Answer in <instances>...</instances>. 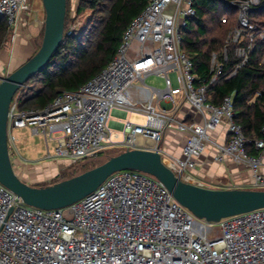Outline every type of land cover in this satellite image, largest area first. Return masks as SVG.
Here are the masks:
<instances>
[{
	"label": "built area",
	"instance_id": "obj_1",
	"mask_svg": "<svg viewBox=\"0 0 264 264\" xmlns=\"http://www.w3.org/2000/svg\"><path fill=\"white\" fill-rule=\"evenodd\" d=\"M218 1L236 9V23L222 48L225 61L226 45L236 44L234 56L239 63L229 78L247 61L254 40L264 39V29L248 20L251 8L261 0ZM28 2L0 0L7 32L19 25ZM194 14L192 0H148L127 25L113 58L77 89L57 93L42 107L20 108L24 84L12 97L7 113L12 167L14 129L42 133L48 160L76 164L108 149L110 113L117 108L136 109L127 92L139 82L140 92L147 96L139 104L145 122L123 120L124 146L136 145L137 138L157 145L165 130L175 129L185 134L180 156H163L157 147L152 150L181 180L194 183L187 172L199 164L202 151L210 145L215 162L229 158L245 165L253 187L264 190V126L259 138H245L234 121L232 96L223 97L217 105L209 101L207 88L221 74L216 53H211L210 76L205 81L194 75L190 57L180 48L181 31ZM226 20L225 16L220 19ZM64 33L71 35L72 30ZM171 72L176 87L171 86ZM152 74L163 79V89L145 85L144 77ZM177 95L201 117L200 123L176 120L152 106V99L173 102ZM222 123L226 139L218 143L209 131ZM48 133L58 134L50 137L52 150ZM0 264H264V208L207 222L194 217L156 179L131 170L112 173L82 199L52 210L26 206L0 184Z\"/></svg>",
	"mask_w": 264,
	"mask_h": 264
},
{
	"label": "trees",
	"instance_id": "obj_2",
	"mask_svg": "<svg viewBox=\"0 0 264 264\" xmlns=\"http://www.w3.org/2000/svg\"><path fill=\"white\" fill-rule=\"evenodd\" d=\"M147 2L79 0L77 13L86 10L91 13L88 26L80 35L64 33L47 67L25 83L29 95L19 107H42L57 93L75 90L97 74L113 58L127 25ZM192 6L195 14L181 31V50L190 57L194 75L205 81L210 76L211 53H216L221 74L207 88L209 101L217 105L223 97L231 95L234 121L240 125L244 137L259 138L264 126V63L261 62L264 39L254 40V49L245 64L227 78L239 63L234 56V43L226 45V60L222 59L225 38L236 23V9L218 0H192ZM224 15L227 20L222 23L220 19ZM248 20L264 29V0L251 8ZM6 32L5 20L0 17V47Z\"/></svg>",
	"mask_w": 264,
	"mask_h": 264
},
{
	"label": "water",
	"instance_id": "obj_3",
	"mask_svg": "<svg viewBox=\"0 0 264 264\" xmlns=\"http://www.w3.org/2000/svg\"><path fill=\"white\" fill-rule=\"evenodd\" d=\"M44 19L38 49L20 66L0 78V184L29 207L43 210L67 207L93 192L109 175L131 170L156 179L194 217L217 223L220 219L264 208V190L217 189L188 183L161 160L157 150L125 149L100 164L69 178L44 186L20 179L12 167L7 142V113L14 94L42 72L64 35L66 0H40ZM159 147H157L158 149Z\"/></svg>",
	"mask_w": 264,
	"mask_h": 264
},
{
	"label": "crops",
	"instance_id": "obj_4",
	"mask_svg": "<svg viewBox=\"0 0 264 264\" xmlns=\"http://www.w3.org/2000/svg\"><path fill=\"white\" fill-rule=\"evenodd\" d=\"M22 22L26 24L22 36H24V38H26L27 40L35 38L36 35L40 32L42 28L41 26H43V21H41V18L38 16L35 18H31V16L25 15L24 19H22ZM16 37V41H18V38H20L21 35H17ZM26 45L29 46L28 43ZM14 50L15 44L11 47V56L15 55ZM4 54H6V50L1 45L0 59L3 58ZM150 77L157 78L162 85L161 89L164 88L163 79L153 74L144 77V83L146 86L153 87L150 84L146 83L147 79ZM174 80L175 85L171 80L172 87L177 86L176 78H174ZM139 87V82H135L127 92L128 99L134 104L136 109L127 110L117 108L113 109L110 113V117L108 120L109 136L112 134L115 137V140L114 142H112L110 147H115L116 149H121L122 151L128 148H142L152 150L155 147H159V151L163 156H180L181 148L185 140V134L175 129L165 130L163 132L161 141L157 145H154L152 142L143 140L141 138H137L136 145L134 146L127 147L123 145V135L120 132L123 120H129L137 124H143L145 122V115L141 110H139V104L145 103L147 96L145 94L143 95V93L140 92ZM151 103L156 111L165 110L168 115H172L176 120L186 123L201 122V117L193 110L190 105L182 101L181 96H173V102H170L169 100L152 99ZM175 106L176 109H174ZM119 133L122 135L121 140L118 139ZM209 134L211 138L216 142L224 143L226 139L225 123H222L220 126H217L216 128L210 130ZM214 154L215 151L212 146L206 145L199 157V164L193 170L187 172L188 176L193 180L194 183L201 186L213 187L217 189H256L253 187V180L250 170L245 165L236 164L229 158H226L223 162H215L213 160ZM12 162L15 163L14 160ZM18 163L21 165L20 168L22 169L25 178H30L31 181L37 182L38 180H40V177H43L44 173L47 174L44 177H55L58 174V170L61 168V166H64L68 162H61V164L57 167H53L51 170L46 171H41L42 167H40L39 164H33L30 161H26L22 158L18 160ZM261 172L264 174V157L261 162ZM26 182L28 183L29 181ZM30 184L36 185L37 183Z\"/></svg>",
	"mask_w": 264,
	"mask_h": 264
},
{
	"label": "rangeland",
	"instance_id": "obj_5",
	"mask_svg": "<svg viewBox=\"0 0 264 264\" xmlns=\"http://www.w3.org/2000/svg\"><path fill=\"white\" fill-rule=\"evenodd\" d=\"M66 20H65V27L66 30H72V33L74 35H80L83 30L86 29V27L89 24V18H90V11H82L80 13H77V6L79 3V0H66ZM28 10L23 13V15L20 17V23L18 26H16V29L14 30L13 27L9 29L8 32H6V35L4 37L2 47L6 50V54H4L3 58L0 59V78L7 75L8 73L12 72L14 69H16L18 66L23 64L39 47L42 37V29L43 26H41L40 32L36 35L35 38H31L27 40L22 36V33H24L26 24L22 22V19H24L26 16H31V18L40 17L41 21L44 19V13L42 9V5L40 0H29L28 2ZM31 14V15H30ZM226 16V15H224ZM65 30V31H66ZM20 36L18 38V41H16V36ZM28 43L29 46L26 44ZM15 44V55L11 56V47ZM29 49V50H28ZM170 79L172 80L173 84L175 85V76L174 73L169 74ZM28 82V81H27ZM26 82V83H27ZM147 84H150L151 86L161 89L162 85L160 81L157 78H148L146 81ZM28 93V94H26ZM29 95V92L24 89V92H20L19 94V103L24 101ZM12 135L14 136V146L16 149H14L13 146L10 147L11 153L13 154V159L15 163H13V169L16 175L22 179L23 181H31L30 178H25V175L22 172V169L20 168V164L18 163L19 159H25L26 161H30L33 164H39L40 167H42L41 171L51 170L53 167H57L58 165L64 163L63 160H48L45 156V139L42 135V133L39 134H32L29 128H22V129H14L12 131ZM58 134L51 135L47 134L48 142V148L49 150H52L54 146V140L50 139V137H57ZM111 142H114L115 137L111 134L110 135ZM118 139H122V135L119 133ZM121 149H116L115 147H109L102 153L86 160H82L76 164H65L64 166H61V168L58 170V174L55 177H44L47 174H43V177H40V180L37 182L31 181L30 183H37L34 186H44L48 184H52L54 182L60 181L62 179L69 178L73 175L79 174L87 169H90L101 162H103L108 157L118 154L121 152ZM28 182V184H30ZM27 183V182H26ZM32 185V184H30Z\"/></svg>",
	"mask_w": 264,
	"mask_h": 264
}]
</instances>
